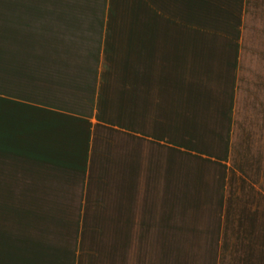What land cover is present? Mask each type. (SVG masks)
Returning a JSON list of instances; mask_svg holds the SVG:
<instances>
[{
    "label": "crops",
    "instance_id": "1",
    "mask_svg": "<svg viewBox=\"0 0 264 264\" xmlns=\"http://www.w3.org/2000/svg\"><path fill=\"white\" fill-rule=\"evenodd\" d=\"M161 1L0 0V264H264V0Z\"/></svg>",
    "mask_w": 264,
    "mask_h": 264
},
{
    "label": "rangeland",
    "instance_id": "2",
    "mask_svg": "<svg viewBox=\"0 0 264 264\" xmlns=\"http://www.w3.org/2000/svg\"><path fill=\"white\" fill-rule=\"evenodd\" d=\"M60 3H66L68 0H58ZM73 3H81V0H72ZM100 3L106 4V5H114L116 3L117 9L121 13L122 20H130L135 19L136 17H139L140 14L143 15V10H145L147 7L153 6L157 11H155V15L158 17H161L163 15L162 12H159L161 10L160 4H162L161 0H85V19H95L97 17L98 9L100 7ZM152 8V7H151ZM136 9H141L142 11H139L141 13H134ZM207 13H202V18L204 19V15ZM168 15V13H166ZM143 18V16H142ZM185 18L188 20L186 14Z\"/></svg>",
    "mask_w": 264,
    "mask_h": 264
}]
</instances>
